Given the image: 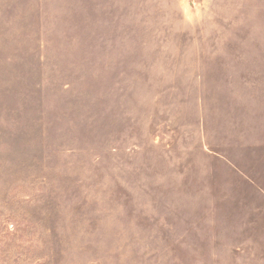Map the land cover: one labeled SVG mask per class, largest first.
<instances>
[{
  "label": "rangeland",
  "instance_id": "rangeland-1",
  "mask_svg": "<svg viewBox=\"0 0 264 264\" xmlns=\"http://www.w3.org/2000/svg\"><path fill=\"white\" fill-rule=\"evenodd\" d=\"M0 264H264V0H0Z\"/></svg>",
  "mask_w": 264,
  "mask_h": 264
}]
</instances>
